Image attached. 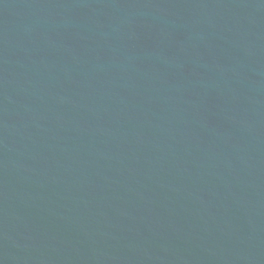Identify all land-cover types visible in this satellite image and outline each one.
<instances>
[{
    "label": "water",
    "instance_id": "obj_1",
    "mask_svg": "<svg viewBox=\"0 0 264 264\" xmlns=\"http://www.w3.org/2000/svg\"><path fill=\"white\" fill-rule=\"evenodd\" d=\"M0 264H264V0H0Z\"/></svg>",
    "mask_w": 264,
    "mask_h": 264
}]
</instances>
